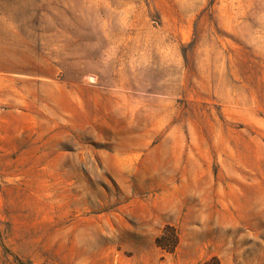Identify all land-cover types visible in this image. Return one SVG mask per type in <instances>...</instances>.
Instances as JSON below:
<instances>
[{"label":"rangeland","instance_id":"374dc122","mask_svg":"<svg viewBox=\"0 0 264 264\" xmlns=\"http://www.w3.org/2000/svg\"><path fill=\"white\" fill-rule=\"evenodd\" d=\"M212 256L264 264V0H0V264Z\"/></svg>","mask_w":264,"mask_h":264},{"label":"trees","instance_id":"16d2710c","mask_svg":"<svg viewBox=\"0 0 264 264\" xmlns=\"http://www.w3.org/2000/svg\"><path fill=\"white\" fill-rule=\"evenodd\" d=\"M171 232L173 233L170 235ZM170 239L172 243V248H175L178 243V234L173 227L168 226L166 227L164 234L157 240V242L160 246L163 247L164 245L168 244L166 242H168L167 240ZM199 264H221V261L217 256H212L210 258L201 261Z\"/></svg>","mask_w":264,"mask_h":264}]
</instances>
